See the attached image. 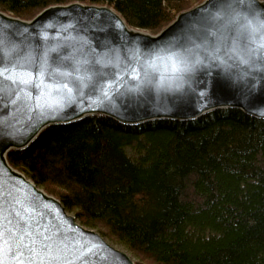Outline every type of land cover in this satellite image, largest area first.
Instances as JSON below:
<instances>
[{
    "label": "water",
    "instance_id": "obj_1",
    "mask_svg": "<svg viewBox=\"0 0 264 264\" xmlns=\"http://www.w3.org/2000/svg\"><path fill=\"white\" fill-rule=\"evenodd\" d=\"M264 0H203L158 34L109 4L73 0L30 19L0 10V262L136 264L14 167L50 125L237 108L264 119ZM252 22L253 27H244Z\"/></svg>",
    "mask_w": 264,
    "mask_h": 264
},
{
    "label": "trees",
    "instance_id": "obj_2",
    "mask_svg": "<svg viewBox=\"0 0 264 264\" xmlns=\"http://www.w3.org/2000/svg\"><path fill=\"white\" fill-rule=\"evenodd\" d=\"M73 0H0L26 19ZM109 4L126 22L159 30L187 0H79ZM137 264H264V119L237 108L200 118L120 123L104 114L50 125L8 153Z\"/></svg>",
    "mask_w": 264,
    "mask_h": 264
},
{
    "label": "rangeland",
    "instance_id": "obj_3",
    "mask_svg": "<svg viewBox=\"0 0 264 264\" xmlns=\"http://www.w3.org/2000/svg\"><path fill=\"white\" fill-rule=\"evenodd\" d=\"M188 1V4L190 5L188 8H185L183 11H181V12H184L185 10H189V9H191V8H193V7H195V5H197V4H199L200 2H202L203 0H187ZM84 3H85V1H84ZM1 10V9H0ZM39 12H41V11H39ZM39 12H37V13H39ZM181 12H178V13H175V15H174V18L178 15V14H180ZM36 13V14H37ZM35 14V15H36ZM173 18V19H174ZM172 22H173V20H172ZM171 22V23H172ZM170 24V23H169ZM169 24H167V25H169ZM167 25H164L163 27H161L159 30H156V31H151V30H147V29H142L143 31H145V32H147V33H150V34H158L161 30H163V28L164 27H166ZM134 28H136V26L134 27ZM136 29H138V27L136 28ZM141 29V28H140ZM14 166V165H13ZM14 167H16V166H14ZM19 169V168H18ZM25 174H27V173H25ZM27 176H28V174H27ZM29 177V176H28ZM31 178V177H30ZM32 179V178H31ZM33 180V179H32ZM41 187V186H40ZM44 189V188H43ZM45 190V189H44ZM46 191V190H45ZM47 192V191H46ZM48 193H51V192H48ZM52 194V193H51ZM54 195V194H53ZM55 196V195H54ZM67 212L68 213H70V214H74V213H72V212H69L68 210H67ZM75 215V214H74ZM77 221L79 222V220L77 219ZM80 223V222H79ZM81 224V223H80ZM83 225V224H82ZM85 225V224H84ZM86 226V225H85ZM88 227V226H87ZM88 228H90V227H88ZM92 229V228H91ZM95 229V228H94ZM96 230V229H95ZM97 231V230H96ZM106 239L108 240V242L110 243V244H113L116 248L118 247V248H120L121 250H123V251H125L127 254H129V255H131L132 256V259L134 260V262L137 264V262H138V258L134 255V254H132V252H130V250H128L126 247H124L123 245H121V244H115L114 242H112L109 238H107L106 237Z\"/></svg>",
    "mask_w": 264,
    "mask_h": 264
},
{
    "label": "snow or ice",
    "instance_id": "obj_4",
    "mask_svg": "<svg viewBox=\"0 0 264 264\" xmlns=\"http://www.w3.org/2000/svg\"><path fill=\"white\" fill-rule=\"evenodd\" d=\"M256 23L259 26L264 27V21H257ZM244 27L252 28L253 27L252 22H248L246 25H244ZM0 264H2V262H0Z\"/></svg>",
    "mask_w": 264,
    "mask_h": 264
}]
</instances>
